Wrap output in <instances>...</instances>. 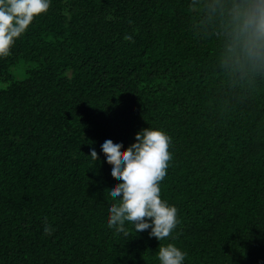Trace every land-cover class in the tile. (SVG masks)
Listing matches in <instances>:
<instances>
[{"label":"trees","instance_id":"16d2710c","mask_svg":"<svg viewBox=\"0 0 264 264\" xmlns=\"http://www.w3.org/2000/svg\"><path fill=\"white\" fill-rule=\"evenodd\" d=\"M236 2L51 0L0 58V264H264V64L230 51ZM147 127L170 137L160 242L106 224L100 141Z\"/></svg>","mask_w":264,"mask_h":264},{"label":"clouds","instance_id":"9594fccd","mask_svg":"<svg viewBox=\"0 0 264 264\" xmlns=\"http://www.w3.org/2000/svg\"><path fill=\"white\" fill-rule=\"evenodd\" d=\"M50 4L51 0H0V58L10 55L16 40L36 17L48 11ZM228 12L230 51L239 50L264 64V0H237ZM121 143L107 135L100 141L104 158L111 162L110 172L120 181L107 188L116 202L107 205L106 224L116 233L129 236L127 222L137 234L150 229L149 236L159 242L165 240L178 224L177 208L160 196V181L171 159L170 137L158 128L147 127L136 133V141L126 149ZM89 156L96 161L95 147ZM52 231L50 225L45 226V233ZM186 255L173 243H159V264H184Z\"/></svg>","mask_w":264,"mask_h":264}]
</instances>
